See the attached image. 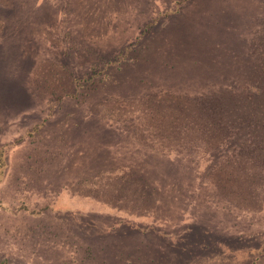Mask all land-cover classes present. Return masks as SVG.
<instances>
[{"label": "rangeland", "instance_id": "rangeland-1", "mask_svg": "<svg viewBox=\"0 0 264 264\" xmlns=\"http://www.w3.org/2000/svg\"><path fill=\"white\" fill-rule=\"evenodd\" d=\"M2 145L0 264H264V0H0Z\"/></svg>", "mask_w": 264, "mask_h": 264}, {"label": "trees", "instance_id": "trees-1", "mask_svg": "<svg viewBox=\"0 0 264 264\" xmlns=\"http://www.w3.org/2000/svg\"><path fill=\"white\" fill-rule=\"evenodd\" d=\"M215 125H216L217 129H219V130L220 129H223L222 127L219 128V126L217 124H215ZM4 152H5V150L3 149V145H2V146H0V180L2 178L3 168L5 166V161H4L5 154H4ZM131 181H132L131 182V184H132V187L131 188L136 189L138 187V180L137 179H133ZM134 181H135V183H133Z\"/></svg>", "mask_w": 264, "mask_h": 264}]
</instances>
